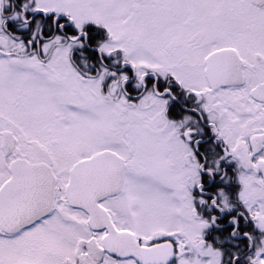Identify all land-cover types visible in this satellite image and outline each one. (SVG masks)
Wrapping results in <instances>:
<instances>
[{
  "label": "snow or ice",
  "instance_id": "obj_1",
  "mask_svg": "<svg viewBox=\"0 0 264 264\" xmlns=\"http://www.w3.org/2000/svg\"><path fill=\"white\" fill-rule=\"evenodd\" d=\"M0 264H264V0H0Z\"/></svg>",
  "mask_w": 264,
  "mask_h": 264
}]
</instances>
